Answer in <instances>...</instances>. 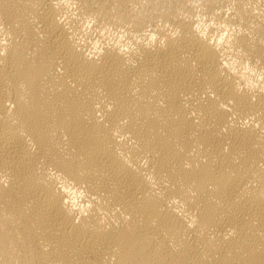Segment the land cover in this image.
Instances as JSON below:
<instances>
[{"label": "bare ground", "instance_id": "1", "mask_svg": "<svg viewBox=\"0 0 264 264\" xmlns=\"http://www.w3.org/2000/svg\"><path fill=\"white\" fill-rule=\"evenodd\" d=\"M0 264H264V0H0Z\"/></svg>", "mask_w": 264, "mask_h": 264}]
</instances>
